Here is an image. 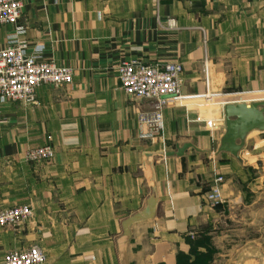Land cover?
Returning <instances> with one entry per match:
<instances>
[{"label": "crops", "instance_id": "0c3cea01", "mask_svg": "<svg viewBox=\"0 0 264 264\" xmlns=\"http://www.w3.org/2000/svg\"><path fill=\"white\" fill-rule=\"evenodd\" d=\"M22 1V39L74 79L41 85L36 103H0V209H33L26 222L0 226V264L33 245L43 264H178L224 203L252 205L237 178L264 164V129L229 150L225 106L264 108V0ZM15 33L0 25V49ZM123 61L182 65L183 97L164 109L161 131L140 123L152 105L123 90ZM44 145L53 159L25 160ZM218 176L222 201L212 207ZM255 180L241 224L259 234L230 236L241 246L215 263L264 264V170Z\"/></svg>", "mask_w": 264, "mask_h": 264}, {"label": "built area", "instance_id": "2783aa9c", "mask_svg": "<svg viewBox=\"0 0 264 264\" xmlns=\"http://www.w3.org/2000/svg\"><path fill=\"white\" fill-rule=\"evenodd\" d=\"M22 0H0V25H16V33L9 45L0 49V103L19 101L25 104L36 103L37 90L43 84L63 85L73 82L71 67L46 60L41 49L31 50L28 41L22 39L26 27L18 21L23 9ZM183 67L179 63L143 64L136 61H123L118 66L119 79L125 93L151 102V109L139 115L141 124L150 126L151 133L164 127V109L174 104L181 93ZM209 126L213 121L207 122ZM55 157L52 146L30 147L25 153L27 162L51 160ZM222 176L215 179L207 200L211 206L222 201L220 185ZM33 209L29 205L0 209V226L14 227L29 220ZM46 252L33 245L27 249L11 250L4 256L2 264H43Z\"/></svg>", "mask_w": 264, "mask_h": 264}, {"label": "rangeland", "instance_id": "374dc122", "mask_svg": "<svg viewBox=\"0 0 264 264\" xmlns=\"http://www.w3.org/2000/svg\"><path fill=\"white\" fill-rule=\"evenodd\" d=\"M263 170L264 164H259L257 166L254 163L252 168L244 170L243 174H239V176H244L243 181L237 176L238 187L244 191L245 195L244 205L246 206L251 203L252 205L248 206L249 208L246 206L243 208L238 207L231 209L224 203L220 208H218L214 223H212L211 226L208 224L201 234V237L195 242V246L197 247L196 251L202 254L201 256H198V259L201 260H197L195 264H214L215 261L213 259H215L219 253L225 254L235 251L238 246H241V238L238 243L231 245L226 239H231L229 237H232V235H234V238L237 237L236 234H238L239 237L244 235V237L251 238L259 234L258 229L249 228L250 226H246V224L242 226L241 223L242 221L247 223V215L249 214L248 217L250 218V210H252V206L254 207V204H256L253 203L256 202V198L254 196L256 192L254 191H256V187L259 184L255 179L259 175L260 171ZM243 214L244 220H242ZM236 239H238V237ZM210 256L212 258L211 260L209 259ZM194 257L195 256L191 255L190 260H188L186 257L183 258V264H194L192 263V259ZM215 264H225V260L217 261Z\"/></svg>", "mask_w": 264, "mask_h": 264}, {"label": "water", "instance_id": "95a60500", "mask_svg": "<svg viewBox=\"0 0 264 264\" xmlns=\"http://www.w3.org/2000/svg\"><path fill=\"white\" fill-rule=\"evenodd\" d=\"M259 104L239 102L225 106L227 132L224 144L229 150L238 152L244 146V137L250 130L264 129V108H259ZM237 139H241L242 143L237 144ZM147 165L151 166L149 161Z\"/></svg>", "mask_w": 264, "mask_h": 264}, {"label": "trees", "instance_id": "16d2710c", "mask_svg": "<svg viewBox=\"0 0 264 264\" xmlns=\"http://www.w3.org/2000/svg\"><path fill=\"white\" fill-rule=\"evenodd\" d=\"M197 250V247L195 246V244H194V246H193V248H192V252H191V254H192V256H195L193 259H192V263H196V261L198 260V261H200L201 259H198V256H201L202 254L200 253V252H198V251H196ZM188 260H190L191 259V255L190 256H187L186 257ZM183 258H179V263L178 264H183V260H182ZM210 260L212 259L211 258V256H210V258H209Z\"/></svg>", "mask_w": 264, "mask_h": 264}]
</instances>
